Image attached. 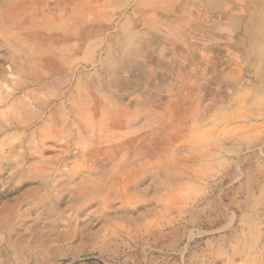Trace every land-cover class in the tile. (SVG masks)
<instances>
[{"label": "rangeland", "instance_id": "374dc122", "mask_svg": "<svg viewBox=\"0 0 264 264\" xmlns=\"http://www.w3.org/2000/svg\"><path fill=\"white\" fill-rule=\"evenodd\" d=\"M0 0V264H264V0Z\"/></svg>", "mask_w": 264, "mask_h": 264}, {"label": "crops", "instance_id": "0c3cea01", "mask_svg": "<svg viewBox=\"0 0 264 264\" xmlns=\"http://www.w3.org/2000/svg\"><path fill=\"white\" fill-rule=\"evenodd\" d=\"M224 2H225V0H224ZM246 2L252 3L253 1L252 0H246Z\"/></svg>", "mask_w": 264, "mask_h": 264}]
</instances>
